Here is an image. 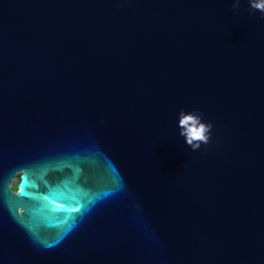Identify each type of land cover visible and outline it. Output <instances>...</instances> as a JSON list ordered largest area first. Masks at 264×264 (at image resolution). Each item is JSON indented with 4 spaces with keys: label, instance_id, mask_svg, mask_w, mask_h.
<instances>
[{
    "label": "water",
    "instance_id": "95a60500",
    "mask_svg": "<svg viewBox=\"0 0 264 264\" xmlns=\"http://www.w3.org/2000/svg\"><path fill=\"white\" fill-rule=\"evenodd\" d=\"M232 3L0 0V264H264V17Z\"/></svg>",
    "mask_w": 264,
    "mask_h": 264
},
{
    "label": "clouds",
    "instance_id": "9594fccd",
    "mask_svg": "<svg viewBox=\"0 0 264 264\" xmlns=\"http://www.w3.org/2000/svg\"><path fill=\"white\" fill-rule=\"evenodd\" d=\"M248 4L251 10L259 11L264 17V0H248ZM239 6L240 0H233L232 8L236 10ZM190 122L191 127H189ZM212 127L211 122L202 121V114L196 110L191 112L181 110L178 113V134L183 137L185 143L193 151L199 149L202 144L207 145L209 143Z\"/></svg>",
    "mask_w": 264,
    "mask_h": 264
},
{
    "label": "rangeland",
    "instance_id": "374dc122",
    "mask_svg": "<svg viewBox=\"0 0 264 264\" xmlns=\"http://www.w3.org/2000/svg\"><path fill=\"white\" fill-rule=\"evenodd\" d=\"M17 183H18V175L15 178L12 179V182L10 184V188L12 190H16Z\"/></svg>",
    "mask_w": 264,
    "mask_h": 264
}]
</instances>
